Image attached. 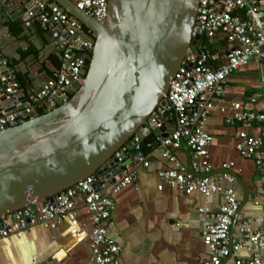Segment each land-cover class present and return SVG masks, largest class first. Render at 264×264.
<instances>
[{
    "label": "water",
    "instance_id": "water-1",
    "mask_svg": "<svg viewBox=\"0 0 264 264\" xmlns=\"http://www.w3.org/2000/svg\"><path fill=\"white\" fill-rule=\"evenodd\" d=\"M38 0H0V23L9 17L33 23L26 31L38 28L41 18ZM62 11L79 20L93 34V48L75 43L72 60L83 58L87 65L84 80L66 101L58 98V107L43 112L33 108L27 117L0 128V216L30 207L29 219L35 216L34 203L54 205L61 192L87 177L115 183V177L128 165L144 156L143 145L153 134L157 141L175 130L169 127L141 130L158 107L166 105L170 85L191 45L199 0H109L107 19L98 21L76 7L70 0H53ZM42 26L39 38L48 46L43 55L71 39L63 26L52 19ZM58 32V36H56ZM0 27V74L16 83L9 93L8 83L0 81V114L17 112L29 106V98L38 95L44 83H23L19 73H26L23 61L8 43H3ZM40 60H37L38 63ZM44 60L40 61L43 62ZM25 90L28 93H25ZM140 131V135L135 134ZM182 147L191 154L185 141ZM96 190L100 184L96 180Z\"/></svg>",
    "mask_w": 264,
    "mask_h": 264
},
{
    "label": "built area",
    "instance_id": "built-area-1",
    "mask_svg": "<svg viewBox=\"0 0 264 264\" xmlns=\"http://www.w3.org/2000/svg\"><path fill=\"white\" fill-rule=\"evenodd\" d=\"M70 1L98 21L108 17L109 0ZM36 4L42 26L52 14V19L60 22L71 39L62 45L61 66L44 82L41 92L30 97L29 106L17 112L0 114L1 129L19 117L23 121L34 107L38 109L46 105L49 110L57 108V99L66 101L70 94L78 90L86 74L87 61L83 58L72 60V52L76 42L82 43L88 50L92 49V32H86L84 25L62 11L58 4L48 0H38ZM31 17L34 15L31 14ZM199 33L201 38L196 45L190 46L171 82L166 105L158 107L141 130L153 131L171 125L176 127L166 138L158 141V147L163 149V157L173 163V166L158 170L159 189L168 185L186 195L199 192L205 196H222V204L211 215L214 221L202 231L203 242L210 251L209 258L203 264H223L230 257L234 258L233 264H263L264 221L259 228L252 229L251 220H244L239 225L238 236H232L233 223L241 206L233 185L235 178L229 172L233 163L224 164L223 172L219 175L210 174L213 166L209 148L214 137L208 132L206 124L216 106V99L224 94L227 78L251 60L264 61V0H199L192 38ZM56 35H59L58 32ZM221 40H224L222 50L211 51L208 48V45ZM0 81L8 83L9 93L17 86L1 74ZM262 98L264 91L256 94L251 103L255 104ZM221 111L227 114V124L241 128L236 144L240 155L253 160L259 167L264 166V110L252 109L233 101L228 108L222 107ZM257 127L259 135L252 133ZM139 135L140 131L134 138ZM183 140L190 150L193 171L210 175L199 177L189 171L188 165L180 162L177 151L183 148ZM149 165L146 157L138 158L115 177L112 185H108L105 179L87 177L61 192L54 205L34 203L33 218L28 217L31 211L29 206L0 216V240L27 233L34 225L54 229L64 220L75 219L82 204L90 212L93 224L89 264H120L122 249L111 237L114 228L111 211L116 204L115 195L136 181L139 166ZM96 180L100 190L95 188ZM254 203L264 207V200ZM199 211L209 214L210 210L202 208Z\"/></svg>",
    "mask_w": 264,
    "mask_h": 264
},
{
    "label": "crops",
    "instance_id": "crops-1",
    "mask_svg": "<svg viewBox=\"0 0 264 264\" xmlns=\"http://www.w3.org/2000/svg\"><path fill=\"white\" fill-rule=\"evenodd\" d=\"M34 18L13 21L6 17L0 27L5 31L3 43H8L14 53H19L20 60L35 54L26 63L27 67L31 66L27 73L33 74L34 80L30 82L23 72L19 77L23 83H34L36 87L55 70L51 58L62 60L63 53L56 52L59 47L55 44L47 55H43L44 47L49 43L44 37L39 38L40 22H36V30L23 28L27 22L31 25ZM37 60L44 61L36 63ZM262 91L264 61L254 59L227 78L224 94L216 99L206 124L214 137L209 148L212 175L221 174L224 164L233 163L229 172L235 178L233 185L241 202L232 227L233 237L238 236L239 225L244 220H251L252 229L259 228L264 221V207L254 203L264 200V166L259 167L253 160L240 155L236 144L241 128L227 124V114L221 108H228L231 102L237 101L249 108L264 110V98L251 103V99ZM25 93L28 92L25 90ZM38 109L43 112V108ZM252 133L259 135L258 127ZM146 140L155 142L152 146L145 145L148 150L142 146L150 165L138 167L136 181L115 195L116 204L111 211L114 222L111 237L122 249L120 264H203L210 251L203 242L202 231L214 221L211 215L222 204V196H205L199 192L186 195L168 185L159 189L158 170L173 166V163L163 157V149L158 147L156 138L147 137ZM177 157L188 165L184 148L177 151ZM202 208H208L209 214L200 212ZM92 228L90 212L81 204L75 219L64 220L54 229L34 225L27 233L1 239L0 264H89ZM262 258L264 264V250ZM233 261L230 257L223 264H233Z\"/></svg>",
    "mask_w": 264,
    "mask_h": 264
},
{
    "label": "trees",
    "instance_id": "trees-1",
    "mask_svg": "<svg viewBox=\"0 0 264 264\" xmlns=\"http://www.w3.org/2000/svg\"><path fill=\"white\" fill-rule=\"evenodd\" d=\"M37 23H38V22H37ZM41 29H42V26H41V24L39 23V30L41 31ZM84 29H85L86 32H88V28H87V27L84 26ZM223 45H224V40H221V41H219V42L216 43V44L208 45V48H209L211 51H218V50H221V49H222ZM51 59H52V61L54 62L55 66H56L55 70L58 69V68L61 66L62 60H58V59L55 58V57H52ZM88 64H89V62H87V65H88ZM55 70H53V71L50 73L51 76H53ZM73 94H74V93L70 94V97H71ZM148 138L155 139V136H154L153 134H151L150 136H148ZM143 148H144L145 150H148V147L145 146V145H143Z\"/></svg>",
    "mask_w": 264,
    "mask_h": 264
},
{
    "label": "rangeland",
    "instance_id": "rangeland-1",
    "mask_svg": "<svg viewBox=\"0 0 264 264\" xmlns=\"http://www.w3.org/2000/svg\"><path fill=\"white\" fill-rule=\"evenodd\" d=\"M222 37V35H220Z\"/></svg>",
    "mask_w": 264,
    "mask_h": 264
}]
</instances>
